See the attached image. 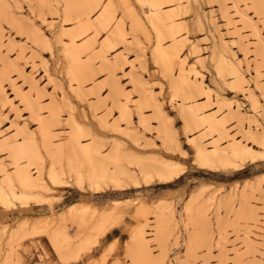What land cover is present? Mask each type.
I'll use <instances>...</instances> for the list:
<instances>
[{"label":"rangeland","instance_id":"obj_1","mask_svg":"<svg viewBox=\"0 0 264 264\" xmlns=\"http://www.w3.org/2000/svg\"><path fill=\"white\" fill-rule=\"evenodd\" d=\"M5 1L12 6L8 8V12L0 14V88H5V93H8V99H3L0 95V134L11 137L15 135L12 123L16 116L22 123H28L26 127L33 134L42 156L39 163L41 169L36 171L37 168L32 165L31 172L36 177L41 176L47 188L34 189L33 192L39 193V199L30 197L27 203L14 199L13 204L5 206L0 202V264H121L122 260H129L131 264H158L156 261L161 256L166 264H211L213 260L219 261V264H229V261L231 264H242L245 261L246 264H254L255 255L260 257L258 251L264 245L258 239L247 242L246 235L264 233V156L257 152V155L253 154L255 158L250 154L246 155L238 160L242 166L240 169L225 167L219 163H215V167H207L197 161L194 146L189 139L200 135L203 130H190L186 127L184 112L179 103L189 100H184L181 93L174 94L170 75L165 67L158 66L154 61L153 52L158 32L149 19L144 15L143 27L136 26L137 23L124 10L121 0H109L111 10H102L100 0H93L95 8H91L87 0H16L21 9L17 8L15 0H0V12ZM225 1L227 5L224 6L226 9L229 7L228 11L224 10L222 0H164L162 6L174 5L176 11L185 12L177 17L184 20L189 34L197 40L200 46L198 48L202 50L191 53L192 49L185 45L184 54H188L191 62H202L206 82L210 83L214 88L213 93H218L222 101V111L219 113L220 116H226V126L231 135L261 149L255 140H262L259 128L253 124L251 131L254 130L255 133L248 132V122L235 116L234 100L237 99L242 104V111L249 110L251 102L246 95L255 86L253 81L246 83L247 85L239 81L236 72L238 56L243 59V65L248 67L247 75H255L253 78H258V83L264 86V54H261L264 52V0L263 7L261 6L263 10L253 0ZM130 3L142 15L139 1L131 0ZM234 9L246 13L251 21L246 17L247 21L243 23L242 12ZM80 10H92L95 19L94 27L85 33H82L79 25ZM66 11H69L68 18L65 17ZM224 11L231 18L229 25ZM13 15L21 21L22 27L12 25ZM209 16L214 22L210 21ZM42 17L46 20L43 21ZM120 19L124 20V36L116 27ZM247 22L257 24L255 26L258 27L259 36L253 34L256 29L247 25ZM48 23H53L54 27L50 28ZM62 24L65 25L66 34L62 35L61 41ZM37 27L48 35L52 51L47 44L44 47L41 40L33 42L35 39L32 29ZM114 30L116 33H113ZM71 35L75 37L76 43H81L84 39L93 42L82 52L85 58L93 56L101 47L116 61L114 76H117L123 88L133 98L130 101V128H127L126 118L118 107V101L125 98L121 96L118 100L119 96H114L113 73L102 69L103 63L99 57L92 60L86 77L81 82L71 79L66 72L69 58L63 48L71 47ZM164 35L163 43L169 45L168 32L165 31ZM219 35L227 38L228 42H233V49L222 48L220 45L223 42L217 37ZM240 37L241 42L238 39ZM44 61L51 78L44 71ZM258 62L262 63L259 69L263 75L260 77H257L254 68ZM135 76L143 79V82L147 81L160 98L163 109L170 116L168 125L173 131V139L164 142V122L155 117L154 107L143 98L138 85V82L140 86L141 83L134 80L137 79ZM28 77L39 79L45 87L41 92V105L57 111L56 118L46 109L42 116L57 133L54 141L62 146L61 155L55 151L56 144H52L49 151L45 149L39 132L38 116L31 112L21 99L22 96H17L14 86L12 88L11 84L15 82L16 86L22 87L24 94L34 99L37 93L30 86ZM257 91L264 103V96L258 89ZM196 97L198 102L205 104L203 95ZM139 104H142L143 114L150 122L147 121L148 127L141 126ZM217 105V102H213L206 108L214 111L218 108ZM77 121L84 130L95 135V139L99 141L96 145L104 144V153L112 154L111 157L119 154L118 164L110 157L109 160L113 161L107 160V166L115 168L118 165L129 173L136 174L140 184L135 185L133 179L123 173L119 186L108 179L102 182L97 191L91 189L85 178L82 187H79L68 164V158L73 155L68 149L70 126H79ZM115 122L125 132L115 131ZM210 135L204 138L207 144L218 136L216 132ZM117 137L121 142L119 150L113 142ZM91 139L92 136H89L86 140ZM226 143L228 139L221 142L222 146ZM113 147L118 154H114L113 151L116 150ZM56 154L60 155L59 160ZM151 155L177 161L179 176L167 183L154 179L146 184L136 160L137 156L149 160ZM79 156L84 159L82 155ZM80 157L78 159L81 161ZM0 159L5 160L9 168H12L8 150L0 149ZM85 161L77 162L78 168L84 173L89 169V164ZM50 168L55 169L58 182L51 178ZM1 174L0 180L3 179ZM112 198H121V201L113 203L110 201ZM133 198L137 200L133 201ZM76 202L90 204L97 210L94 215L71 216L68 214L69 206ZM114 210L119 216L113 213ZM241 210L244 213L241 214ZM102 211L109 214L105 215ZM102 214L105 216H101ZM205 218L208 220L206 231L201 224ZM141 221L144 223L152 258H144L140 243L133 239L134 231ZM160 224L162 228H159ZM181 225L183 231L180 230ZM132 230L134 231L130 234ZM143 258L147 259L146 262Z\"/></svg>","mask_w":264,"mask_h":264},{"label":"bare ground","instance_id":"obj_2","mask_svg":"<svg viewBox=\"0 0 264 264\" xmlns=\"http://www.w3.org/2000/svg\"><path fill=\"white\" fill-rule=\"evenodd\" d=\"M121 1L123 2L122 6H124V10L134 20V22L137 23L136 26L143 27V19H144V15H145L149 19V21L151 22L153 27L158 32V35H157L158 38H157L156 45H155L154 52H153L154 61L156 62V64L158 66L162 65V67H165L166 71L170 75L171 82L173 84V88L175 91L174 94L179 95L181 93V94H183L184 100H189L188 102L179 103L180 109L184 112V119H185L186 127L189 128L190 130L195 129V128H198V129L202 128V130H203V131H201V133H199L200 135L197 134L198 136H193V137H190V139H189V141L194 146L195 153L197 155V161L201 165L207 166V167H215V163H219L225 167L232 166L235 169H240L242 166L238 163V160L242 159L246 155L250 154L252 157H254L253 156L254 153H255V155H257L259 153L260 156H264V110H263L264 103L262 102L261 98L259 97V94L257 91V89H258L259 93L264 96V86H261L258 83V81H257L258 78L257 79L253 78L255 75H252L251 77L247 75V73L249 71H248V67L246 68V66L243 65V59L240 58L238 55H236V53H234V55L238 56V58H239L238 63L236 64L237 65L236 66V72L238 75V79L240 82H244L245 84L246 83L249 84L253 81L255 86L252 83V85L254 86L253 90L249 91V93L246 92V93H248L246 95V97L249 98V100L251 102V106H250L249 110L242 111L241 110L242 104L239 101H237V99L234 100L235 101L234 108L236 106L235 116L241 121L246 120L245 122L246 123L248 122V125H247L248 126L247 127L248 132L252 130L253 124L257 128H259V130L261 132L260 135H262V140L260 141L259 139H256V138H255V140L257 141V143L261 147V149L255 148L250 143L249 144H246V142L243 143L240 139L236 138L234 135H231V133L228 130L229 128H227V126H226V124H227L226 118H225L226 116L225 115L220 116V113H219V111H222V107H221L222 101L219 98L218 93H213L214 88L210 85V83L206 82V80L204 78L205 75L202 72V68H201V67H203L202 62L197 61V60L191 62L188 59V54H184L183 49H184L185 45H188L189 48L192 49L191 53H193L195 51H201L202 50V49L198 48L200 46H199L197 40L193 39L191 37V35L189 34V29L186 26V24L184 23V20L177 17L178 15L185 13V12H183V10L176 11L175 10L176 6H174V5L169 6V7H163L162 4L164 3V0H138L140 3L141 11H142V15H141V12L139 13V11L138 10L136 11V8H134L136 6L133 7V5H132L133 3L132 2H131L132 4L130 3L131 0H121ZM168 1H172V0H168ZM223 1H224L223 7L225 8L224 5L226 4L225 3L226 1L222 0V2ZM15 2H16L17 8L21 9L20 8L21 6L18 3V1L15 0ZM100 2H102V5H103L102 10H111V2L109 0H100ZM253 2L255 3L256 6H258V8H260L263 5L262 0H253ZM87 3L91 6V8L96 7V4L94 3L93 0H87ZM236 4H237V2H236ZM137 5H138V3H137ZM11 6L12 5L10 3L6 2V1L3 2L1 5L2 11L0 12V14L3 15V13L8 12V8H10ZM231 7H232V5H231ZM237 7H238V5H237ZM262 7L260 9L263 10ZM227 8L229 9V7H227ZM228 9L225 8L224 10L228 11ZM80 11H81V13H79L80 14L79 15V20H80L79 25L82 29V33H85L86 31H88L94 27L95 19L92 15V12H91L92 10L91 11L80 10ZM235 11H240V10H235ZM240 12H242V11H240ZM225 13L226 14L224 16L227 18L226 22H227V25H229V24H231V18L227 15L228 12H225ZM236 13L237 12H235V14ZM239 13H237V14H239ZM241 14H242V18H241L242 21H245L243 23H246V21H247L246 17H248V16H246L247 14L245 13L246 14L245 15L244 12H242ZM241 14H239V15H241ZM39 16H41V14ZM42 16L44 17L43 14H42ZM43 17H42V19H43ZM65 17H67V18L69 17V11L65 12ZM209 17H211V16H209ZM248 18L250 19V17H248ZM45 20L46 19H43V21H45ZM210 21L211 22L213 21L212 17L210 18ZM249 21H251V19ZM248 22H247V25L254 26L255 27L254 29H256L255 32H253V34L256 36H259V30L257 31L258 27L256 28V26H255L257 24H255V25L248 24ZM11 23L15 27H18V28L22 27L21 21L14 15L11 18ZM48 26L50 28L54 27L53 23H48ZM64 27H65V25L62 24V27H61L62 29L60 31L61 41H62V35L66 34V30L64 29ZM116 27L118 29V32H120V34L122 36L126 35L124 33V31H125L124 20L120 19L117 22ZM131 29H133V26ZM116 30H114L113 33H116ZM236 30H235V32H236ZM165 31L168 32V36L170 38L169 45H164V43H163ZM216 31H217V29H216ZM27 32H29V31H27ZM218 34H221V33H218ZM224 34H226V33H224ZM238 34H237V36L239 37ZM32 35L35 39V40H33V42L36 43V40H37V42H38V40H41V42H43V44H44V47H45V44H47V46L49 47V50H51V45L49 43L50 41H49V37L47 34H45L44 32H41L40 29L37 27V28L32 29ZM4 36H6V35H4ZM217 37L221 42H223L220 45L222 48H225L227 50L233 49V47H232L233 42H228V39L225 37H222V35L221 36L219 35ZM238 39L240 41L241 37ZM3 41H4V38L2 37V42ZM70 41H71L70 42L71 47L65 46L63 48L66 51L67 56L69 58L68 65H66V67H65L66 72L72 77L71 79H76L77 81L81 82L85 79L86 71L91 66L92 60L96 57H99L103 63L102 69H108V70L112 71V73H113L112 89H113V93H115L114 96H116V94H117V96H119L118 100L121 98V96H123L125 98L122 100L120 99V101H118V105H119L118 107L120 108L122 115L126 118L125 121L127 124V128H130L131 124H132L131 114H130V111H131L130 101L133 98H132V95H130L131 93H128L127 92L128 90L126 91L123 88L121 82L116 78L117 76L116 77L114 76V70L116 69V61L114 60V58L111 57L105 51H103V49L101 47L98 48V50H96L94 52L93 56H88L85 58L82 55V52L85 49H87L88 47H90V45H92L93 42L89 39H84L81 43H76L75 37L73 35H71ZM262 51H264V50H262ZM21 53L24 54V51H22ZM261 54L263 55L264 52H262ZM247 63H249V62H247ZM44 64H45V68H46V69L44 68L45 69L44 71H46V74H48L50 77V74L48 72V67H47L45 61H44ZM244 64H245V62H244ZM257 64H258L257 66H255V67L253 66V67L255 68L257 77L258 76L260 77L261 75H263L261 73V70L259 69L262 67V63L258 62ZM132 66H134V65L132 64ZM135 78H137V79H134L135 81L139 80L141 83V86H140L139 82H138V85H139V87H141L140 92H142L143 98L145 100L149 101V103L154 107L155 114H156L155 117H157L158 119H160L164 122V128H163L164 142H167L168 140L173 139V137H174L173 131H171V129L168 125V118L170 116L163 109L161 102H160V98L154 93V89L152 88V86H150V85H148V83H146L147 81L145 82V80H144V82H143V79H141L140 77L135 76ZM29 83H30V86L32 87V89L34 91H36V93H37L36 97L34 96L35 97L34 99L31 98L32 96L29 97V95L27 96L26 93L24 94L22 87L19 85L16 86L15 82H13L11 85H12V88L14 86L15 91L17 92V96H19V95L22 96V98L21 97L20 98L23 99V102L28 106V108L31 110V112L34 115L38 116L39 132L42 136V143H43V146L45 147V149H47L49 151L50 146L52 144H56L55 151L57 153L59 152L58 154H60V153H62V146L60 144H58L56 141H54V138H56L57 133H56L55 129L50 124L45 122V120L42 116L45 113L43 110L46 109L51 114V116H53V118H56L58 116L57 111H55L56 112L55 113L52 109H49L48 107H43L41 105V99H42L41 98V96H42L41 92L44 91L45 87H44V85H42L40 80L36 79L35 77H31V78H29ZM1 87H2V85H1ZM4 90H5V88L4 89L0 88V92H1L0 95L3 99H8V93L6 94ZM246 90H247V87H246ZM200 95H203L205 97L204 101H203V102H205V104L198 102V100L196 99L197 98L196 96H200ZM215 99H216V101H214ZM213 102H217L218 108H215L214 111H208L207 110L208 108H206V106L212 105ZM141 105L142 104H139L140 110H138V114H139L140 120L142 122L141 126L143 125V126L148 127L147 121L149 122V120H147L146 117L144 116ZM121 113H120V115H121ZM124 117H122L121 119H124ZM74 123L75 122H73V124ZM77 123H78V121H77ZM115 123L116 124H113L115 126L113 128L115 131L125 132V131H123L125 129L121 130V128H118L120 126L118 122H115ZM241 123H243V122H241ZM27 124H26V122L22 123L21 120L19 118H17V116H16V119L12 123V126L16 130L15 135L11 137V136H6L3 134H0V149L8 150L10 152V156L12 158V160H11L12 168H9V164H6L5 160L0 159V173H2L1 176H2V178H3L2 180L4 182L3 183L2 180H0V202H2L5 206H10L11 204H13L14 199H18L22 203H27L28 202L27 200L30 197L39 199V195H38L39 193H35V192H33V190L36 188H40V189L47 188L46 184L42 181L43 179L40 178L41 176H39V173L37 172L39 177H36L37 175L34 176L31 172V166L32 165H34V167L37 168L36 171L41 169V167L39 166V163H40L42 156L40 155V151H39V148L37 147V143L34 140L33 134H30L27 127H26ZM81 125L80 124H79V126L74 125L73 127L70 126L71 127L70 137L68 136L69 137L68 149H69L70 153L73 154V155H70V157L68 158V164H69L70 170L72 172H74L75 181H76L77 185L79 187H82L84 179L86 178L91 189L97 190V191L101 188L102 182H106L108 179L114 181V183L118 184V186H119V183L121 181V175L123 173H126L129 177H131L133 179V183L135 185L140 184V182L136 178V174L129 173L127 170L121 168V166L119 167L117 165V167H115V168H109L107 166L106 161L109 160V158L111 157L112 154L109 155L107 152L104 153L102 150V146H104V144L100 143L99 145L98 144L96 145V143H98L99 141L97 139H95L96 138L95 135L92 134L91 132H88V130L87 131L84 130L85 128L84 127L82 128ZM161 125H162V123H161ZM239 125L242 126V124H239ZM149 128H150V126H149ZM161 128H162V126H161ZM126 130L128 131V129H126ZM213 132H216L218 136L215 137L214 140L212 139L210 142H208V144L205 143L206 140L204 141V138L205 137L207 138L208 135L211 136L210 134H213ZM248 132L246 131L245 133L248 134ZM252 133H255L254 130ZM252 133H250V134H252ZM256 134H258V132H256ZM18 136H20V137L18 138ZM89 136L90 137L92 136L93 140L92 139L86 140L87 138H89ZM93 136H94V138H93ZM223 139L224 140L228 139V143H226L225 146H222V144H221ZM104 140H106V139H104ZM113 142L115 143L117 149L119 150V147L121 145L119 138L113 140ZM253 142H255V141H253ZM114 147H113V149L116 148V147L115 148ZM117 149H115L116 151H113L114 154H115V152L118 154ZM256 152H257V154H256ZM60 155H57L58 157H56L58 160H59ZM79 155H82L84 157V159H82V157H80ZM78 157H80L83 161L86 160L85 162L89 164V166L87 167L89 169H87L86 173H84L82 170H80L78 168L77 162L82 163V160L80 161L78 159ZM111 158H113L114 161L116 160L117 164H118V160L120 158L119 154L116 156H113ZM113 159L112 160L110 159V160L113 161ZM22 160H24V162H22ZM136 161H137V164H139L140 173L142 174L143 181L146 184H150L154 179H157L163 183H167V182H170L171 180H173L174 178L179 176L178 168H177L178 162L175 161L174 159H163V158H159L157 156L151 155L149 157V160H144L143 157L137 156ZM114 165L116 166V163ZM80 167H81V164H80ZM50 169L51 170L49 173H50L51 178L55 182H58L59 180L57 178L55 169H52V168H50ZM120 185H122V183ZM244 195H245V193H244ZM132 200L133 201L137 200V198H133ZM110 201H112L113 203H118L121 201V198H112ZM126 203L124 202V204H126ZM128 203H131V202L129 201ZM121 204H123V203H121ZM116 206L114 208H116ZM244 207H243V209H245ZM122 208L123 207L121 206V209ZM116 209L118 210V208H116ZM96 210H97V208L91 207L90 204L87 205V204H81L79 202H76V203L72 204L71 206H69L68 214L71 216L76 215V214H84V215L92 214V215H94ZM115 210L113 213H115ZM241 211H242L241 214L244 213L243 212L244 210H241ZM101 213H103V211ZM107 213L109 214V212H107ZM107 213H103V214L107 215ZM118 213H120L119 210H118ZM118 213H117V215L119 216ZM103 214L101 216H103ZM238 215H239V211H238ZM240 217H241V215H240ZM121 219H122V217H121ZM113 221H115V219ZM143 224L144 223L142 222L137 227V229L135 231L132 230L130 232V234L134 231V235L132 234L133 239L137 240L140 243L141 248H142L141 251H143V253H144L143 257L144 258H150L151 257V251L149 249L148 239H147V236L145 235ZM161 224H160L159 228L161 227ZM100 230H102V229H100ZM157 230H161V229H157ZM161 231H163V230H161ZM262 232H264V231H262ZM132 235H130V236H132ZM254 235H252V233L247 234L246 235L247 242L251 243L253 240L256 241L255 239H258L264 245V233H254ZM218 243H220V242H218ZM263 245H262V247H263ZM132 254H134V252H132ZM258 255L260 257H256V255H255V260H254L255 263L254 264H261V260L264 259V252L263 251L259 250ZM133 257H135V256H133ZM144 258H143V260H144ZM159 258H160L159 261H156L157 259L155 260L158 264H166V262L164 261V258L162 256ZM102 259H103V257H102ZM136 259H137V257H136ZM146 260L147 259H145L144 261L146 262Z\"/></svg>","mask_w":264,"mask_h":264},{"label":"snow or ice","instance_id":"obj_3","mask_svg":"<svg viewBox=\"0 0 264 264\" xmlns=\"http://www.w3.org/2000/svg\"><path fill=\"white\" fill-rule=\"evenodd\" d=\"M207 222H208L207 218L201 221L202 227L204 228L205 231L207 230ZM214 223L215 221L213 220V224ZM190 228H191V225H190ZM180 230L183 231V225L180 226ZM213 235H215V229H213ZM261 251H264V248H262ZM121 264H131V262L129 260H122ZM211 264H219V261L213 260L211 261ZM229 264H231V261H229ZM242 264H246V261L242 262ZM261 264H264V259L261 260Z\"/></svg>","mask_w":264,"mask_h":264}]
</instances>
